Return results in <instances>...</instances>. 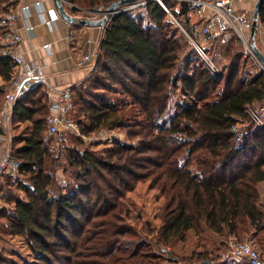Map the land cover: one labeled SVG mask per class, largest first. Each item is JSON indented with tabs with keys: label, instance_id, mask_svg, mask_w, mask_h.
<instances>
[{
	"label": "trees",
	"instance_id": "16d2710c",
	"mask_svg": "<svg viewBox=\"0 0 264 264\" xmlns=\"http://www.w3.org/2000/svg\"><path fill=\"white\" fill-rule=\"evenodd\" d=\"M68 1L77 6L71 9L74 15L87 18L90 16L83 10L106 11L121 0ZM15 4L14 0H0V14ZM165 5L170 13L158 1L149 0L144 6L146 15L140 13L141 7L112 19L104 29L96 71L84 84H90V90H82L83 85L75 92L74 119L83 136L102 129L127 130L132 137H143L137 146L115 144L101 152L85 149L67 153L65 149L67 169L74 171L76 181L56 195L50 192L58 170L48 167L55 153L53 137L45 135L49 114L45 88H35L16 103L13 124L22 130L16 137L21 145L15 155L23 161L20 173L29 175V185L18 186L27 198H18L13 211L5 216L11 234L29 244L35 260L31 264H58L63 249L68 254L67 264H159L161 257L151 249V241L126 226L116 228L115 239L92 255H85L83 241L65 242L72 228L82 226L81 218L86 216V221L92 222L108 216L125 192L150 177L153 188L166 200L163 225L155 236L161 250L193 233L204 249L183 257L184 261L229 264L221 261L226 244L212 235L240 237L249 229L264 247V203L258 190V184L264 182V127L251 124L239 145L231 130L247 119L249 105L264 100V70L260 68L248 79L238 78L236 60L243 55L236 54L230 56V65L235 68L225 79L226 70L214 73L190 41L186 67L179 64L183 45L166 33L170 26L167 18L184 17L194 39L200 20L188 3L166 0ZM259 23L264 26V0ZM235 43L242 42L233 37L226 44H208L204 49L209 56H217L229 52ZM193 52L198 62L189 61ZM14 66L13 57H0L4 81L11 80ZM219 87L222 94H215ZM179 92L184 97L181 111L170 118V126L159 124ZM4 96L0 88V105ZM178 132L186 133L190 142L178 141L174 137ZM77 140L83 143L81 138ZM12 177L4 176L3 187ZM210 243L213 248H206ZM230 260L249 264L243 259ZM179 261L171 258L167 264H181ZM0 264L19 263L0 252Z\"/></svg>",
	"mask_w": 264,
	"mask_h": 264
},
{
	"label": "rangeland",
	"instance_id": "374dc122",
	"mask_svg": "<svg viewBox=\"0 0 264 264\" xmlns=\"http://www.w3.org/2000/svg\"><path fill=\"white\" fill-rule=\"evenodd\" d=\"M144 6L145 5H143L142 10L139 11H141L140 12L141 14L146 15V10L144 9ZM88 18L100 19L95 15H90V17ZM176 20L177 22L171 17H168L167 21L170 23L169 24L170 26H168V28L165 30L166 33H168L169 37L178 39V41L181 42V45H183V49L180 52L181 58L178 63L180 64L183 62L184 63L183 66L186 67L184 62L186 60L184 59H186L187 55L191 54V49L193 46L191 40L187 36V34L191 36V31L184 17L180 16L176 18ZM194 40L200 42L199 37H197ZM188 41H190L192 46ZM229 52L224 51L222 55L219 54L218 56H210L211 60L216 65L219 72L224 73V71L226 70L225 79L230 75L232 69L234 70L235 68L234 65H230V61H231V57L234 58L236 54L243 55L242 58L241 56H239L236 60V63L239 66V70H240L237 76L238 78L244 77L248 79L250 78V75L252 73H256V71H258L261 68V63L258 60V58L253 54V52L250 49L248 50L244 44L235 43L233 45V48ZM190 56L192 58H189V61L198 62V58L194 54V52ZM225 67L227 68L225 69ZM100 80L98 85H100L101 87L102 86L101 84H103V80L101 81ZM86 85H84V88L82 90L84 91L90 90V84H86ZM221 87H219L216 90L215 94L221 92ZM91 90L95 91L94 86ZM107 95L112 96L113 92H108ZM183 99H184L183 95L179 92V94L174 99L170 110L159 120V124L164 125V123H166L168 126H170L171 124L170 118L174 116L177 112L181 111L182 109L181 104L184 102ZM242 123H245V127L247 128L252 124L250 121H248V119L243 120ZM21 130L22 127L15 129V133L18 135L21 132ZM45 135L47 139L51 138L47 133ZM77 138L79 139L81 138L83 143H79ZM141 140H143V137H139V136L132 137L130 136L127 130L102 129L100 131L91 133L89 135H84V136L82 135L81 137L78 136L71 137L68 145L63 147L62 149L63 151L60 154H57L56 149L55 147H53V143H52V149L55 154H53L52 161L51 163H49L48 167H50L49 169L53 168V171H55V169L58 170L57 171L58 179L54 181L53 186L50 188V192L56 195L63 193L64 191L62 190L65 189L66 185L72 183L73 181H76L74 177L75 176L74 171L67 169V166L69 165V162H67V153L72 151L76 152L77 150L79 151L85 149L95 152H101L106 149H112L115 144H121L125 146L127 145L137 146L138 142H141ZM65 149H67L68 151ZM145 156L149 157V155H145ZM63 168H65V170H63ZM138 169L139 168H137V170ZM152 179L153 177H150L144 182L136 183L134 188L132 187L131 191L125 192L124 198H121L119 200L116 208L112 209L108 216L106 217L100 216L94 218L92 222H87L86 216L81 218L79 224H82V226L77 225V227L72 228V230L70 231V235L67 236L66 238L67 240L65 241L66 244L71 242L72 245L73 243L75 244L77 241H83L84 242L83 248L86 251L85 255H92L94 250L104 247L105 245H108L110 239L111 241L115 239L116 228L126 226L129 229H131L135 234L137 233L141 235L142 238H148V240L151 241L152 244L151 249H153V251H155L161 257V261L159 262V264H167L168 263L167 261L171 258H176L180 260L179 262H181V264H198L197 262L193 263L190 261L183 260V257L185 256L190 257L204 249V247L201 246V243H199L200 238L194 235L193 233H188V238L185 241H179L175 243L174 246H168L164 249V251L161 250L162 248L159 247V245L157 244L155 236L157 235V232L160 230V228L163 225L161 216L166 200L159 189L153 188ZM10 181L11 179H9V182L6 181L5 186L2 188L0 192V252L3 253L6 257L15 261L16 263L31 264L35 260H34V254L29 248V244L26 242V240L23 237L11 234L10 221L5 216L7 215V213L9 214L11 213V211H13L14 202L18 198L24 200L27 198V194L24 193V191H20L18 189V186L21 183H25L29 185V175L23 173L21 174L19 172L15 177H12V181L11 182ZM130 182L131 181H129V183ZM116 188L120 189L123 192L126 191L123 188H119L118 185L116 186ZM258 190L261 193L260 201L264 203V182L258 184ZM93 197L95 199V194H93ZM100 205L101 204H99L98 207ZM90 217L88 219H90ZM84 225H86L85 229L83 228ZM86 230L88 232H86ZM152 232H156V233H152ZM212 236L219 243L224 242L226 244V249L224 250L225 251L224 256L221 261H230L229 264H233L232 261L230 260L231 258L227 256L229 250V242L234 236L241 242H249L256 245V247L259 248L261 252L264 253V247L261 245L260 239L258 237H255L254 231L252 229L248 230L247 235L246 234H244L243 236L240 235V237L236 235L229 237L228 236L218 237L215 235ZM134 238H137L136 239L137 242L141 241L140 237H134ZM213 246L214 245L210 243L207 244L206 248H213ZM130 250H132V248H130ZM63 251L64 252L59 254L60 258L58 264H67L66 258L68 254L67 251H65V249H63ZM209 263L213 264L211 261Z\"/></svg>",
	"mask_w": 264,
	"mask_h": 264
},
{
	"label": "built area",
	"instance_id": "2783aa9c",
	"mask_svg": "<svg viewBox=\"0 0 264 264\" xmlns=\"http://www.w3.org/2000/svg\"><path fill=\"white\" fill-rule=\"evenodd\" d=\"M156 1H158L162 7L170 13L165 5L166 0ZM177 1L188 3L195 9V13L200 20V25L196 31V35L200 38V42H197L189 34H186L191 40L193 47L214 73H219V70L205 51L204 47L206 45L226 44L230 42L233 37H237L248 50L250 49L249 37L253 26V13H249L246 9L239 10L236 7L235 0ZM147 3L148 2L138 3L125 7L124 12L134 11L137 8L143 7V5H146ZM38 6H40V4ZM66 7L72 9L77 6L68 1ZM21 10L23 12H29L30 7L23 6ZM82 13L85 15H95L99 18H102L105 15V11L101 10H83ZM41 16L48 25L61 19V16L55 9L47 11V19L44 18V12L41 13ZM75 17L78 19H84L82 16L75 15ZM171 17L177 22L173 15H171ZM20 19V12L15 10H7L0 14V27L4 30L0 37V43L2 45L16 50L22 43V37L17 30V24ZM73 26L74 25H72V31L69 36L70 39H73L75 35ZM28 28L33 31V27L30 25ZM45 48H48V45H45ZM93 56L97 60L99 53H94ZM90 60L91 55H84L79 66L84 67L90 62ZM14 62L15 66L13 68L11 80L9 81V86L5 93V101L7 104L14 106L21 98L32 92L35 88L39 86L46 87L45 91L47 93L49 106V114L46 121L47 134L50 137H53V147H55L57 154H60L63 151V147L68 145L71 137L82 136L81 128L74 119L76 111L75 91L69 87L59 89L48 86L47 75L44 71L43 65L40 63L29 64L21 55H18ZM261 69L264 70L262 64ZM12 112L13 111L4 112L1 115V128H3L4 125L8 126L9 123H11ZM246 113L248 121L258 128L264 127V100L261 103L249 105ZM231 130L235 135L237 145L243 142L248 133L247 127H245V123H242V121L234 124ZM174 137L180 142L190 141V137L183 132L174 134ZM22 166L23 161L16 157L13 146L10 143L5 153L0 155V191L3 188L4 176L11 173L18 174L22 169ZM228 257L231 259H243L249 264H264V254L256 247V245L249 242H241L235 238V236L229 242Z\"/></svg>",
	"mask_w": 264,
	"mask_h": 264
},
{
	"label": "crops",
	"instance_id": "0c3cea01",
	"mask_svg": "<svg viewBox=\"0 0 264 264\" xmlns=\"http://www.w3.org/2000/svg\"><path fill=\"white\" fill-rule=\"evenodd\" d=\"M14 2L16 3L15 6L10 7L9 10L18 11L21 14L17 30L22 37V43L16 50L0 43V57L9 55L15 61V58L21 55L29 64L40 63L47 75L48 86L59 89L69 87L76 92L79 87L90 80L96 71L97 60L93 55L100 53L104 30L102 28L73 26L75 35L73 39H70L72 25L62 18L48 25L41 16V13L44 12V18L47 19V11L56 10L54 0H14ZM255 3L256 0H235L239 10L246 9L249 13H253ZM39 4L40 6H38ZM23 6H29L30 11L23 12L21 10ZM66 8L74 16L72 10ZM29 25L33 27V31L29 30ZM0 30L1 37L4 30L1 27ZM45 45H48V48H45ZM256 45L264 54V26L262 25L256 37ZM86 54L91 55V60L84 67H80L79 63ZM8 86L9 82L0 77V88L4 89V93H6ZM14 109L15 105L7 104L4 96L0 105V117L4 112L10 111H13L14 115ZM13 115L8 126L4 125L3 128L0 126V155L5 153L10 143L15 153L21 145L16 143L17 134L13 124ZM7 175L15 177L17 174Z\"/></svg>",
	"mask_w": 264,
	"mask_h": 264
},
{
	"label": "water",
	"instance_id": "95a60500",
	"mask_svg": "<svg viewBox=\"0 0 264 264\" xmlns=\"http://www.w3.org/2000/svg\"><path fill=\"white\" fill-rule=\"evenodd\" d=\"M54 2H55L56 10L61 16V18L70 25L102 28L104 30L112 19H114L117 15L125 11L124 10L125 7L138 3L149 2V0H121L115 2L105 11V15L100 19H94V18L78 19L77 17L71 15L67 11L66 3L68 2V0H54ZM261 5H262V0H256L252 15L253 26L249 37V47L253 52V54L259 59L260 63L264 68V54L259 50V48L256 45V37L259 28L261 26V24L259 23ZM207 264H211V263L208 262Z\"/></svg>",
	"mask_w": 264,
	"mask_h": 264
}]
</instances>
